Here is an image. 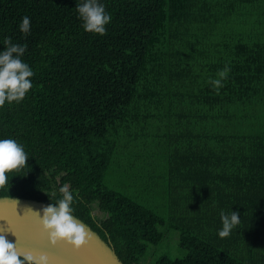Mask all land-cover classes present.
Segmentation results:
<instances>
[{
    "label": "trees",
    "instance_id": "1",
    "mask_svg": "<svg viewBox=\"0 0 264 264\" xmlns=\"http://www.w3.org/2000/svg\"><path fill=\"white\" fill-rule=\"evenodd\" d=\"M82 2L0 0V51L26 45L34 72L0 108V139L28 155L0 196L56 204L68 186L122 264H140L159 227L184 254L153 264H264V0H99L103 36L83 29ZM155 194L164 216L138 201ZM221 212L240 218L226 238Z\"/></svg>",
    "mask_w": 264,
    "mask_h": 264
},
{
    "label": "clouds",
    "instance_id": "2",
    "mask_svg": "<svg viewBox=\"0 0 264 264\" xmlns=\"http://www.w3.org/2000/svg\"><path fill=\"white\" fill-rule=\"evenodd\" d=\"M76 10L86 32L101 36L106 34V25L110 23L112 17L103 3L99 0H83L76 5ZM19 29L25 35L29 33L30 19L27 16L22 18ZM4 43L6 47L0 51V108L6 103L23 101L33 87L31 78L34 76L33 70L22 60L26 45L13 44L10 37H6ZM229 72L230 68L226 65L217 73L219 78L209 81L217 92L224 86L223 81L227 79ZM27 159L24 147L16 140L0 139V189L9 185L8 174L19 172L26 167ZM59 192L62 195L57 203H50L42 209V213L31 208L26 209L38 218L50 245L55 246L58 242H63L71 246L73 251H78L88 243L90 234L85 225L78 222L73 215L74 197L69 187L62 186ZM52 195L55 196L56 193L53 192ZM13 201L16 206L18 201ZM220 215L222 229L218 234L219 237L226 238L240 223V218L236 212H231L230 215L221 212ZM0 264H49V257L23 251L16 243H11L4 235H0Z\"/></svg>",
    "mask_w": 264,
    "mask_h": 264
},
{
    "label": "water",
    "instance_id": "3",
    "mask_svg": "<svg viewBox=\"0 0 264 264\" xmlns=\"http://www.w3.org/2000/svg\"><path fill=\"white\" fill-rule=\"evenodd\" d=\"M13 200L18 201L16 206ZM47 205L29 198L0 196V230H3L0 235H4L7 241L16 243L23 251L47 255L49 264H122L109 243L77 217L78 222L85 225L90 234L88 243L78 251H73L71 246L63 242L50 245L38 218L26 209L42 213Z\"/></svg>",
    "mask_w": 264,
    "mask_h": 264
},
{
    "label": "rangeland",
    "instance_id": "4",
    "mask_svg": "<svg viewBox=\"0 0 264 264\" xmlns=\"http://www.w3.org/2000/svg\"><path fill=\"white\" fill-rule=\"evenodd\" d=\"M151 149H153V145L151 143ZM161 159H155V165L161 163ZM157 171L160 172V166L155 167ZM122 181L112 180L108 183V185L115 190L123 192L125 194L131 195L130 187L126 188L123 185H120ZM140 203L151 208L157 215L164 216L165 214V205L164 200L161 195L155 194L147 199V203L144 200H138ZM93 213L100 217L101 213L95 209H93ZM164 232L162 240L155 245H148L146 249V253L144 258L140 261V264H153L154 259L160 254H166L170 257H180L184 254V250L180 249L177 246L176 239L177 233L173 230H169L167 232L164 231L163 227H159Z\"/></svg>",
    "mask_w": 264,
    "mask_h": 264
}]
</instances>
